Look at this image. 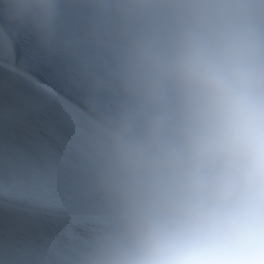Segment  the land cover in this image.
Returning <instances> with one entry per match:
<instances>
[{"label": "clouds", "instance_id": "clouds-1", "mask_svg": "<svg viewBox=\"0 0 264 264\" xmlns=\"http://www.w3.org/2000/svg\"><path fill=\"white\" fill-rule=\"evenodd\" d=\"M51 26L59 0H9ZM123 42L87 115L103 211L71 264H264V0H94Z\"/></svg>", "mask_w": 264, "mask_h": 264}, {"label": "snow or ice", "instance_id": "snow-or-ice-1", "mask_svg": "<svg viewBox=\"0 0 264 264\" xmlns=\"http://www.w3.org/2000/svg\"><path fill=\"white\" fill-rule=\"evenodd\" d=\"M85 103L65 54L0 22V264H60L88 222Z\"/></svg>", "mask_w": 264, "mask_h": 264}, {"label": "rangeland", "instance_id": "rangeland-1", "mask_svg": "<svg viewBox=\"0 0 264 264\" xmlns=\"http://www.w3.org/2000/svg\"><path fill=\"white\" fill-rule=\"evenodd\" d=\"M59 11L51 26L15 11L9 0H0V22L26 27L45 46L65 54L73 72L81 80L86 98L85 112L106 108L113 99L108 73L123 42L118 24L99 16L94 0H59ZM94 201L88 222L77 232V241L60 257V264H71V257L85 232L102 213Z\"/></svg>", "mask_w": 264, "mask_h": 264}]
</instances>
